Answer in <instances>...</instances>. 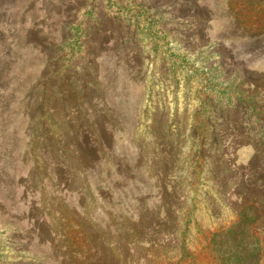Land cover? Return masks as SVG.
Wrapping results in <instances>:
<instances>
[{
	"label": "rangeland",
	"instance_id": "obj_1",
	"mask_svg": "<svg viewBox=\"0 0 264 264\" xmlns=\"http://www.w3.org/2000/svg\"><path fill=\"white\" fill-rule=\"evenodd\" d=\"M0 264H264V0H0Z\"/></svg>",
	"mask_w": 264,
	"mask_h": 264
},
{
	"label": "trees",
	"instance_id": "obj_2",
	"mask_svg": "<svg viewBox=\"0 0 264 264\" xmlns=\"http://www.w3.org/2000/svg\"><path fill=\"white\" fill-rule=\"evenodd\" d=\"M241 121V120H240ZM260 121H262L263 122V120H261L260 119ZM237 123L235 122V125H236ZM244 143V141H242V139H238L234 144H236V145H239V144H243ZM248 143V142H247ZM233 241H235L234 239H233ZM238 245V244H237ZM245 256V254H244V251L242 250V248H240V246L239 247H237V249L235 250V254H233L231 257H244Z\"/></svg>",
	"mask_w": 264,
	"mask_h": 264
}]
</instances>
